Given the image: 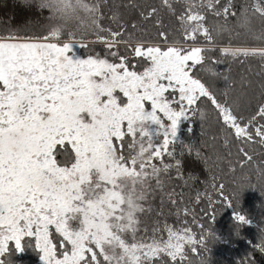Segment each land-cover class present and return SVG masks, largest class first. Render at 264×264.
<instances>
[{"label": "snow or ice", "instance_id": "snow-or-ice-1", "mask_svg": "<svg viewBox=\"0 0 264 264\" xmlns=\"http://www.w3.org/2000/svg\"><path fill=\"white\" fill-rule=\"evenodd\" d=\"M182 2L185 11L177 20L186 41H195L200 34L213 44V33L219 36L230 31L226 21L236 16L231 11L232 0L226 5H221V0ZM101 3L107 0H39L38 7L48 10L55 22L47 35L13 32L0 36V264H11L9 246L14 243L15 250L22 251L24 238L34 240L43 264H156L162 254L173 262L184 261L185 247L191 245L197 253L196 245L203 243V236L197 240L189 228L181 232L165 225L167 239H163L158 237L159 227L149 235L140 220L151 182L155 180V186L163 189L161 174L173 168L180 178L176 145L192 150L180 137L181 125L197 114L204 118L198 103L206 98L237 140L253 142L254 131L264 144V103L245 121L228 104L227 90L221 102L195 74L197 66L204 65L208 48L184 47L178 39L169 43V34L163 30L158 36L166 47L145 40L133 44V32L121 39L127 25L120 24L116 31L103 28ZM161 3L174 14L171 0ZM157 12L152 7L140 16L147 22ZM206 13L223 17L225 23L207 27ZM255 16L264 19L262 0H253L250 9H243L237 25L253 39L264 40V32L253 29ZM156 25L163 27L160 20ZM132 28L137 25L133 23ZM65 30L67 42H51L59 41ZM77 32L80 47H86L84 35L93 32L110 50L126 45L146 66L134 70L129 57L117 51L109 54L118 57V63L99 54L81 58L74 51ZM104 32L108 35L99 34ZM220 51L233 60H264V47ZM224 80L229 77L225 75ZM127 137L131 141L125 154ZM165 155L175 164L165 163ZM212 186L226 206L232 207L223 194L224 184ZM202 196L209 199V208L217 202L207 193H198L197 204ZM233 217L242 225L251 222L238 211ZM53 229L60 238L58 244Z\"/></svg>", "mask_w": 264, "mask_h": 264}, {"label": "trees", "instance_id": "trees-1", "mask_svg": "<svg viewBox=\"0 0 264 264\" xmlns=\"http://www.w3.org/2000/svg\"><path fill=\"white\" fill-rule=\"evenodd\" d=\"M95 3L96 0H88ZM174 14L170 13L161 0H107L101 3L100 24L105 29L120 30L119 25H127V32L121 39L127 38L128 32H133V44L136 40L160 42L166 47L158 33L163 30L168 35V41L180 40L184 47L199 46L208 48L204 55V65H198L195 74L206 85L210 86L217 99L224 102V92L227 90V102L237 116L244 117L245 121L255 114L261 103H264V60L260 57H240L233 60L221 53L222 48L264 47V40H256L244 29L237 25V17L244 8H251L253 0H232L231 11L236 16H229L226 21L230 31L222 32L215 36L213 44L200 34L195 41L185 40L177 16L185 11L182 0H171ZM199 3V0H196ZM264 2V0H262ZM228 0H221V5H226ZM39 0H0V36L9 33H17L24 36L42 37L49 33L55 23L50 19L51 13L38 7ZM221 5L216 7L220 9ZM152 7L158 9L155 17L144 21L140 12L150 11ZM116 19H113V16ZM156 20L162 22L163 27L156 25ZM137 25L136 29L132 24ZM223 17H216L206 13L205 25L215 28L217 24H223ZM255 32H264V19L255 16L252 20ZM76 31V26H71ZM107 36L108 33H99ZM61 40H68V30L61 35ZM78 52L82 57L99 54L112 62H119L118 57H113L110 51H117L119 55L129 57V66L135 65L137 71H142L145 63L140 58L133 57L126 45L120 44L117 48L108 49L103 42L97 41L96 33L88 32L82 42L86 47H80V33H76ZM217 60H223L217 64ZM210 69L205 71L204 69ZM212 71L218 72L219 77L212 76ZM229 80L226 82L224 76ZM242 77L244 79L242 80ZM230 85V86H229ZM199 109L204 113L202 119L199 114L193 116L190 123L181 125L180 137L185 144L192 146L191 152L176 145V159L181 161L179 169H170L168 173L161 174L164 184L163 189L152 183V191L144 201L145 213L140 214L142 227L148 228V234H152L154 227H159L158 237L167 239L165 225L174 230L183 231L191 229L199 240L203 236V243L197 244V253H193L191 245L184 249L185 260L176 262L162 254L156 264H264V144L259 143L253 131V142H242L232 135V130L227 129L218 119V113L206 98L198 103ZM264 123V121H261ZM191 127V131H188ZM225 139L228 141L225 145ZM131 137L126 138L127 143ZM119 147V145H118ZM243 148V152H241ZM71 152V147L68 146ZM182 153V154H181ZM199 153V155H197ZM244 153L251 157L246 160ZM62 159V158H61ZM165 163L175 164V160L164 156ZM160 166L159 160L154 161ZM243 162V166H241ZM234 169V170H232ZM215 183L218 188L224 184L223 194L229 197L232 207H227L221 196L213 188ZM198 193H207L217 201L209 208V199L202 196L197 204ZM172 200L176 203L173 204ZM148 209H151L148 211ZM185 209L188 215H185ZM244 214L250 219V223L242 225L235 221L234 212ZM195 217V221H193ZM214 217V219H213ZM202 225L203 227H200ZM53 231L54 242L59 243V236ZM31 243V246H29ZM11 264H43L40 261V253L34 246V240L24 238L23 250H15L14 243L10 244ZM102 259V258H101Z\"/></svg>", "mask_w": 264, "mask_h": 264}, {"label": "rangeland", "instance_id": "rangeland-1", "mask_svg": "<svg viewBox=\"0 0 264 264\" xmlns=\"http://www.w3.org/2000/svg\"><path fill=\"white\" fill-rule=\"evenodd\" d=\"M68 40H59V41H51V42H59V43H63V42H67ZM74 51L76 52L77 56L81 57V58H85V57H82L79 55V52H78V44H76V47L74 48ZM87 58V57H86ZM150 107V106H148ZM70 146V145H69ZM71 147V146H70ZM54 230V229H53ZM40 261L43 263V261L40 259Z\"/></svg>", "mask_w": 264, "mask_h": 264}]
</instances>
